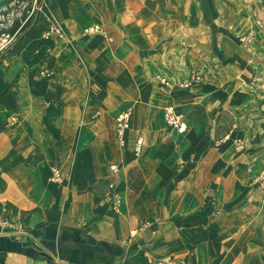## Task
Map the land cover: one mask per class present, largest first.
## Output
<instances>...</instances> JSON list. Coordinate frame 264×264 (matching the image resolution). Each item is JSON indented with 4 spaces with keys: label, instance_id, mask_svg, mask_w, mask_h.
<instances>
[{
    "label": "crops",
    "instance_id": "1",
    "mask_svg": "<svg viewBox=\"0 0 264 264\" xmlns=\"http://www.w3.org/2000/svg\"><path fill=\"white\" fill-rule=\"evenodd\" d=\"M46 1L49 10L42 5L41 12L56 16L66 34L42 47L51 75L24 73L14 67L16 58L0 57V264H157L166 255L185 264H264V135L249 131L261 133L264 119L239 118L231 124L234 133L213 147L207 133L189 132L174 105L196 96L207 113L221 107L264 112V0ZM90 23L110 41L82 37ZM247 33L252 39L245 45L238 36ZM226 39L232 41L227 53ZM102 61L120 63L119 73L106 77L120 82L126 106L134 80L142 81L134 85L139 100V87L151 88L156 72L169 80L183 77L175 66H196L203 76L188 89L157 81L151 92L164 99L155 104L163 120L167 106L180 115L192 153L188 145L177 155L158 153L160 141L181 132L166 122L164 130L160 121L139 129L134 112L121 111L128 112L118 136L122 166L111 163L120 170H110L104 203L90 162L104 142L100 124L112 128L109 113L118 108L95 100L94 86L82 108L79 73L82 62L95 67ZM227 67L243 69L222 77ZM34 79L40 82L35 88ZM257 96L249 107L228 100ZM51 168L58 180H50ZM133 176L142 182L128 184Z\"/></svg>",
    "mask_w": 264,
    "mask_h": 264
},
{
    "label": "rangeland",
    "instance_id": "2",
    "mask_svg": "<svg viewBox=\"0 0 264 264\" xmlns=\"http://www.w3.org/2000/svg\"><path fill=\"white\" fill-rule=\"evenodd\" d=\"M13 0H0V5L7 3L4 7L5 9H8L10 11L11 9L14 10L13 14H16L15 17V22H14V30H15V37L12 43L2 52L0 55L1 58L4 57H14L16 58L14 60V67L17 69H22L24 73H31L30 75H35L41 77V75H51L52 70L49 69L47 66L46 61H42L41 57L45 56V50L42 49V47L45 45V43L49 40L51 41L50 38L53 40H65L66 39V34L63 32L60 23H58V19L56 16H52V14H47L46 10L44 9V12H41L42 10V5L44 8L48 9L46 7L47 1L46 0H14V4L12 2ZM37 3V6L40 7V11H36V13L33 15V17H29L23 22L22 27L16 29V26L18 23H20L25 16L23 17V11L24 10H29V8L32 6V3ZM24 9V10H23ZM49 10V9H48ZM254 15L251 16V20L255 25V28H262L263 24L262 22ZM42 27H41V26ZM98 25L96 23H90L85 25L82 30L80 35L82 37H88L91 35L99 34L102 36V41H110V37L107 35L106 32L104 34L97 33L94 31L89 32L86 30V28ZM100 26V25H99ZM101 27V26H100ZM36 30L33 33H31V30ZM102 28V27H101ZM239 41L245 45L251 41V35L250 34H244V35H239L238 36ZM88 40V38L86 39ZM236 40V38H235ZM238 41V42H239ZM232 41L227 40L225 41V44L231 43ZM237 42V41H236ZM104 45V44H103ZM105 47V46H103ZM53 49V47H51ZM232 49L231 44H228V47H226L225 52H230ZM9 51V52H8ZM50 51L49 53H51ZM93 54L95 55L96 50H93ZM98 52V50H97ZM82 56L86 57L88 56L87 53L84 51L82 52ZM99 56V55H98ZM0 58V59H1ZM42 61V63L40 62ZM103 62V61H102ZM179 67L178 75L183 77L179 78H174V79H166L165 77L160 76L159 72H156L149 83L151 84V88L146 87L144 90L142 87H139V92L141 93V97L139 100L134 99L136 96V89L135 86L136 84H141L142 81H139L137 83V80H134L133 83L134 85L129 86L127 88V94L129 97L128 104L126 105H121L120 104V97L122 96L121 94V85L119 81H111L107 79L106 77V72L110 71L112 72L113 70L117 71L119 73L120 71V63H117L112 66H106L104 62L102 65H97L93 66L92 64H89L88 62L81 63L79 65V73L80 76L84 77L82 78L80 82V99H81V106L82 108L86 107L88 104V100L90 98L89 93L91 92L90 87L94 86V92L96 93V98L95 100L100 101L101 105L109 104L113 107L116 106L118 108L117 111H112V113H109L110 118H108V124H111L110 121L114 119V125L112 128H104V122L100 124V128L97 130V134H99L100 139L104 141L102 144L98 145L99 152L96 153V157L90 162V168L92 169V174H93V179L95 180V183L97 184H103V191L101 193V202L104 203L106 199H108V194H107V186L109 182L107 180H110V178L113 176L110 173V165L111 163H117L122 166L120 163L119 159L121 156V148L120 144L122 143V140L118 137V126L116 124V116L123 110H132L135 115V120L133 121L136 126L140 129L141 125L143 128H146L147 126H157V123L160 121L161 126L166 129L164 126L165 122L162 118V112L160 114L159 110L155 105L157 102L161 103L164 99L162 97L156 96L155 99H153V95L151 92L156 90L155 85L158 82L161 83L163 86H169L171 84V87L174 88H183V89H188L189 87L193 85H200L201 80H202V74L198 70L196 66H188L187 70L184 68L183 65H178L175 66L176 68ZM226 67V66H225ZM226 69V68H225ZM243 68H231L227 67L225 71H221V76L224 77V72L226 73H232V72H239ZM248 73L247 70H245L242 74ZM95 75V76H93ZM86 76H91V80L87 79ZM159 77V78H158ZM149 78V75H148ZM93 79H96V81H93ZM155 79V81H154ZM136 82V83H135ZM33 88H35L36 85H39L40 82H37L34 80L29 82ZM168 88V87H167ZM148 91V94L142 95L144 91ZM198 92V91H196ZM195 94V93H194ZM146 98V100H144ZM210 100H214V98H209ZM261 99V98H260ZM134 100V101H133ZM219 99H215V102ZM227 100V98H226ZM229 102L232 101L231 104H236L240 105L239 103L243 104L245 107H249L252 104H255L259 99L257 97H246L243 99H240L239 97L234 98L230 97L228 98ZM227 100V101H228ZM242 100V101H241ZM133 101V102H132ZM188 103H176L175 108L177 112L182 116L183 120L186 121L187 129H189V132L194 136H199L201 133H207L208 136L212 138L213 142V147L217 146V143L219 140L225 136L227 138L234 133L235 128L231 124L238 120L239 118H243L244 120L246 119V122H248L250 119H264V112L262 111H255L252 113H249V111H239L238 109H235V107H226V108H218V110L209 112L207 113L202 105L201 101L198 100V97L193 96L192 100H188ZM221 101V99H220ZM241 101V102H239ZM172 103L171 101H167V103ZM96 104V103H93ZM153 104L155 106H153ZM173 104V103H172ZM217 104V103H214ZM164 105V104H163ZM217 108V107H214ZM159 112V113H158ZM95 117H97L99 114H95ZM105 115V114H104ZM160 115V117H159ZM243 116V117H242ZM113 124V123H112ZM249 124V123H247ZM109 126V125H108ZM231 126V127H230ZM161 127V128H162ZM157 128H155L156 130ZM181 132V134L172 136L174 139L173 141H168V139H164V141H160V149L158 150V153L164 154V156H169L170 153L173 155H177L180 152H183L184 148L186 145H188V152L192 153V147H189L190 140L186 142V130ZM148 131V129H144ZM112 131V132H111ZM161 132V130H158ZM188 131V130H187ZM251 135L253 134H263L264 135V126L260 130H250ZM168 131L166 130V135ZM245 132L248 133V130H245ZM130 134H128V137ZM162 137H164V133L162 134ZM171 140V139H170ZM170 144V145H169ZM175 144V146L173 145ZM130 150V147L128 151ZM210 151H215L214 148H212ZM69 162V161H68ZM68 162H65V168L70 169L71 167L68 166ZM72 162H69V165ZM130 163V162H129ZM169 159H165V165L169 166L170 165ZM68 166V167H67ZM126 167L133 168V164H127ZM120 170V169H119ZM118 170V171H119ZM118 173V172H117ZM132 183L136 184L137 181L139 183L142 182L141 177H128V184ZM113 182V181H112ZM109 200V199H108ZM140 228L143 227V224L139 226ZM157 264H185L184 260L180 257H176L174 255H166L162 258H159L158 261H156Z\"/></svg>",
    "mask_w": 264,
    "mask_h": 264
},
{
    "label": "built area",
    "instance_id": "3",
    "mask_svg": "<svg viewBox=\"0 0 264 264\" xmlns=\"http://www.w3.org/2000/svg\"><path fill=\"white\" fill-rule=\"evenodd\" d=\"M10 1V0H8ZM14 4V0L10 2V4ZM7 3L1 4L0 5V54L12 43L15 37V30H14V22H15V17L16 14L13 9L8 11V9H5V5ZM24 10V9H23ZM36 11H40V7L37 6V3H32V6L29 8V10H24L23 11V17L25 18L18 23L16 26V29L22 27L23 22L29 17H33V15L36 13ZM89 32L94 31L97 33L104 34V30L99 26V25H94L91 27L86 28ZM127 116L128 112H120L116 116V124L118 126V134L121 136L122 130L126 128V121H127ZM164 119L166 123L174 128L178 132H182L185 129V125L182 122L180 115L176 114L174 112V109L172 106H167L165 108L164 112ZM139 144V141H138ZM112 173H117L118 168L115 164L110 165V168ZM59 179V173L56 169L51 168V176L50 180H58ZM113 206L117 207L118 206V199L117 196H113Z\"/></svg>",
    "mask_w": 264,
    "mask_h": 264
}]
</instances>
